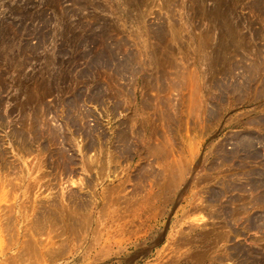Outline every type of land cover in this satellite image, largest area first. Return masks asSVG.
Listing matches in <instances>:
<instances>
[{
	"label": "rangeland",
	"instance_id": "rangeland-1",
	"mask_svg": "<svg viewBox=\"0 0 264 264\" xmlns=\"http://www.w3.org/2000/svg\"><path fill=\"white\" fill-rule=\"evenodd\" d=\"M263 223L264 0H0V264H264Z\"/></svg>",
	"mask_w": 264,
	"mask_h": 264
},
{
	"label": "bare ground",
	"instance_id": "bare-ground-1",
	"mask_svg": "<svg viewBox=\"0 0 264 264\" xmlns=\"http://www.w3.org/2000/svg\"><path fill=\"white\" fill-rule=\"evenodd\" d=\"M237 91V90H236ZM248 141V140H247ZM251 148V147H250ZM113 192V191H112ZM82 204V203H81ZM83 206V205H82ZM76 215V214H75ZM81 215H82V213H81ZM83 218V217H82ZM264 224V223H263ZM46 252V251H45ZM246 262V261H245Z\"/></svg>",
	"mask_w": 264,
	"mask_h": 264
}]
</instances>
